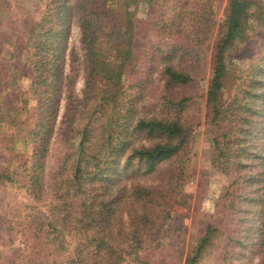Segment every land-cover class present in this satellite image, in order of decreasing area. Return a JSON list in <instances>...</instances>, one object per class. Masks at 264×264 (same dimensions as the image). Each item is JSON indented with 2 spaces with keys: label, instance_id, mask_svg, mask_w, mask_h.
<instances>
[{
  "label": "trees",
  "instance_id": "obj_1",
  "mask_svg": "<svg viewBox=\"0 0 264 264\" xmlns=\"http://www.w3.org/2000/svg\"><path fill=\"white\" fill-rule=\"evenodd\" d=\"M221 2L0 0V190L17 184L29 200L0 221V264H198L220 234L237 264H264V54L238 75L229 58L249 30L264 32V1L224 0L219 14ZM25 74L31 109L19 99ZM63 96L73 137L49 164ZM198 100L208 164L224 178L211 213L200 212L201 178L185 192ZM19 135L26 159L10 151ZM178 208L192 209L191 231L166 262L159 240L179 231Z\"/></svg>",
  "mask_w": 264,
  "mask_h": 264
},
{
  "label": "rangeland",
  "instance_id": "obj_2",
  "mask_svg": "<svg viewBox=\"0 0 264 264\" xmlns=\"http://www.w3.org/2000/svg\"><path fill=\"white\" fill-rule=\"evenodd\" d=\"M203 0H187V7L189 9L198 7ZM264 1V0H263ZM224 2V0H223ZM223 2L219 5V14L221 13V9L223 6ZM27 5V3H23ZM218 4V1L215 2V6ZM111 8V7H109ZM147 10H139L137 13L136 24L134 27V31L137 36L140 38L142 36L143 29L142 28V20L144 18L145 13ZM148 14L150 17H154L157 14V4H154L153 7L148 8ZM113 17L118 16V12L115 11L112 13ZM5 15L0 13V22L1 20L5 19ZM262 31L261 26H257V29L253 32L249 30L247 35L249 39L242 44L241 49L238 53L233 54L230 56V66L232 71L238 75L242 71H246L249 68V65L255 64L258 59L264 54V32ZM193 38V37H192ZM197 39V38H193ZM77 40V31L75 28L72 27L70 35H69V46H76ZM211 46V45H210ZM210 48L207 52L209 56ZM228 58V59H229ZM227 60V58H226ZM25 59L22 58V62ZM207 69L205 71V81L199 83V91L202 92L206 88V77L210 73V69L213 65L212 60L208 58ZM26 73V72H25ZM28 74L20 81V88L27 94V99L25 95L21 96L19 99L23 101L27 107L30 108L32 105L31 94L29 92V85H28ZM83 87L82 80L77 77L75 79L74 84L69 88L72 97L80 96V91ZM68 103V100L63 96L60 98L58 103V110L56 114V122L55 128L53 130V135L51 138V146L50 150L52 153V158L49 161V164L53 163L54 160L57 159L58 153L61 148L62 139L66 136L73 137L71 133V128L65 126V106ZM203 114H204V104L202 101H196L195 105L191 106L189 109V115L192 116L191 125H192V138L193 143L191 147V162L189 166V173H190V182L185 188V192L189 197H193L194 193L197 188V184L201 178V188L200 191L202 193V200L200 201V212L201 213H211L212 212V198L216 196L217 191L219 188L224 186V178L214 172L208 164V154H209V140L208 137L204 134V126H203ZM81 122V121H80ZM78 123V125L80 124ZM28 122L25 123V125ZM25 125L21 128L24 129ZM77 125V126H78ZM76 140V139H74ZM3 143L0 141V146ZM10 151L13 154L20 155L21 159H26L28 153H26V144L25 141L22 139V136L19 135L15 138V140L11 143ZM29 204V200L26 198V195L23 193L21 189L17 187L8 186L2 190H0V221L2 224L4 222L13 221L12 215L20 216V209L22 206ZM177 212L180 215V229L178 232H174L168 236H161L159 240L160 243L166 248L165 252L166 262L168 260H174L175 253L173 249L178 248L182 245V241H185L187 234L191 231V223H192V209L191 208H178ZM224 222V221H223ZM238 223V222H237ZM226 226L229 225L224 223ZM239 224V223H238ZM222 226V227H223ZM3 226H0V231L2 230ZM232 234H235V225L231 227ZM220 233H224V230L220 228ZM226 242V237H223L221 234L218 235V238L214 239L211 242V245L204 251V254L198 264H237L236 260L234 259L235 256L231 255L227 257V252H230L231 249L228 248L226 252L223 254V246ZM180 243V245H179ZM16 245V244H14ZM183 247V246H182ZM16 247H14L15 249ZM13 249V250H14ZM18 251V250H17ZM185 250H181L183 254ZM25 254H22L15 262V264H24L25 259L23 258ZM259 260H257V256L253 258L252 264H258ZM47 264H54L53 260H50Z\"/></svg>",
  "mask_w": 264,
  "mask_h": 264
}]
</instances>
